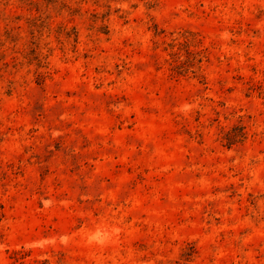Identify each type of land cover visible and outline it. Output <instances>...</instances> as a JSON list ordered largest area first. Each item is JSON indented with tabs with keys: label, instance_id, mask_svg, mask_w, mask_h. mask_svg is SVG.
Segmentation results:
<instances>
[{
	"label": "rangeland",
	"instance_id": "374dc122",
	"mask_svg": "<svg viewBox=\"0 0 264 264\" xmlns=\"http://www.w3.org/2000/svg\"><path fill=\"white\" fill-rule=\"evenodd\" d=\"M0 264H264V0H0Z\"/></svg>",
	"mask_w": 264,
	"mask_h": 264
}]
</instances>
